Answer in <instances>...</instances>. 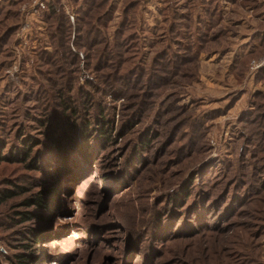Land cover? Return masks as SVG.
<instances>
[{"label":"rangeland","instance_id":"1","mask_svg":"<svg viewBox=\"0 0 264 264\" xmlns=\"http://www.w3.org/2000/svg\"><path fill=\"white\" fill-rule=\"evenodd\" d=\"M19 256L264 264V0H0V264Z\"/></svg>","mask_w":264,"mask_h":264},{"label":"trees","instance_id":"2","mask_svg":"<svg viewBox=\"0 0 264 264\" xmlns=\"http://www.w3.org/2000/svg\"><path fill=\"white\" fill-rule=\"evenodd\" d=\"M59 92H57L55 94V97L53 96V99H51V96L48 97V100H49V103H52V101L55 102V104H57L58 108L59 107H63V109H61L60 112H58L59 114H61L62 116H64L66 119H76L77 117H79L80 113L78 111V108L76 107V105H74L73 103V99L72 98H68V100L64 99L62 100V90L61 89H58ZM64 93V92H63ZM71 100V101H70ZM63 101H66V102H63ZM70 101V102H69ZM58 102V103H56ZM72 102V103H71ZM53 104V103H52ZM50 118H53L54 121L56 120L57 121V113H56V110L54 108V106L52 105L51 109H50ZM48 120V119H47ZM55 123H53V121H51V124L50 122L48 121V126L50 128H54L55 127ZM141 144H143L144 146H147V144L143 141ZM31 149H25L23 148V152H22V160L25 159V157L28 155V152L30 151ZM46 198L44 196H38L37 199H35V202L38 206H41V207H47L48 203H46ZM27 203H29L28 201H26ZM49 207V206H48ZM25 218L27 217V215L25 213L22 214ZM31 242H33L34 244H39L40 242V235H36L35 233L33 234V236L31 237ZM26 256H19V261L18 264H27V260H26Z\"/></svg>","mask_w":264,"mask_h":264}]
</instances>
